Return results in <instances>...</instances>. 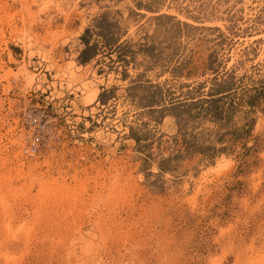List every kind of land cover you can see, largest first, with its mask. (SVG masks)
I'll use <instances>...</instances> for the list:
<instances>
[{
    "label": "rangeland",
    "instance_id": "rangeland-1",
    "mask_svg": "<svg viewBox=\"0 0 264 264\" xmlns=\"http://www.w3.org/2000/svg\"><path fill=\"white\" fill-rule=\"evenodd\" d=\"M46 2L0 0V264H264V0Z\"/></svg>",
    "mask_w": 264,
    "mask_h": 264
},
{
    "label": "built area",
    "instance_id": "built-area-1",
    "mask_svg": "<svg viewBox=\"0 0 264 264\" xmlns=\"http://www.w3.org/2000/svg\"><path fill=\"white\" fill-rule=\"evenodd\" d=\"M47 108L48 104L37 99L34 104L17 109L8 122L13 133L20 136L18 151L25 158L46 156L58 150L59 140L54 131L56 118Z\"/></svg>",
    "mask_w": 264,
    "mask_h": 264
},
{
    "label": "bare ground",
    "instance_id": "bare-ground-1",
    "mask_svg": "<svg viewBox=\"0 0 264 264\" xmlns=\"http://www.w3.org/2000/svg\"><path fill=\"white\" fill-rule=\"evenodd\" d=\"M49 3V0H48V2H46L45 4H47V5H49L48 4ZM44 4V5H45ZM52 4V3H51ZM180 20H182L183 21V19L180 17ZM187 22H189V23H192L191 21H187ZM11 73V72H10ZM9 73V74H10ZM11 75H12V73H11ZM15 75H17V74H15ZM20 75H22V77H23V82H25V83H27L28 85H30L31 84V82H32V78H31V75L28 73V71L26 70V69H21L20 70ZM14 77H18V75L17 76H14ZM224 159V158H223ZM224 163H222V162H220L216 167H217V171L218 172H221V171H226V170H229V169H231V165L228 163V161H226V159H224V160H222ZM216 169V168H215ZM223 173V172H222ZM207 174V173H206ZM201 182V181H200ZM199 188V187H198Z\"/></svg>",
    "mask_w": 264,
    "mask_h": 264
}]
</instances>
